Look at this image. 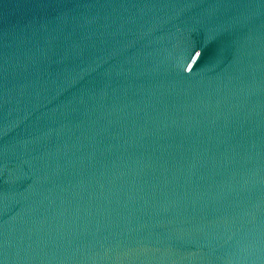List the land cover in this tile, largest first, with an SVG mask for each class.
Returning a JSON list of instances; mask_svg holds the SVG:
<instances>
[{
	"label": "water",
	"instance_id": "95a60500",
	"mask_svg": "<svg viewBox=\"0 0 264 264\" xmlns=\"http://www.w3.org/2000/svg\"><path fill=\"white\" fill-rule=\"evenodd\" d=\"M0 264H264V0H0Z\"/></svg>",
	"mask_w": 264,
	"mask_h": 264
}]
</instances>
